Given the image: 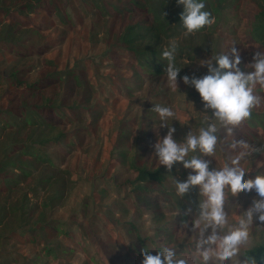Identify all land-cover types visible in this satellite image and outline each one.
<instances>
[{"label": "rangeland", "instance_id": "374dc122", "mask_svg": "<svg viewBox=\"0 0 264 264\" xmlns=\"http://www.w3.org/2000/svg\"><path fill=\"white\" fill-rule=\"evenodd\" d=\"M2 1L0 32H3L1 27L5 24H12L14 28L20 25L24 30L30 28L36 33L17 31V37L22 39L17 45L22 48L45 46V53H34L28 64L23 65L19 56L7 51L6 44L1 42L5 34H0V156L6 153L8 156L13 143L22 138L14 134L20 124L17 117L7 111L14 104L15 91L6 82L1 83L2 73L8 76L13 68L32 66L33 72L28 75L32 81L45 57L54 62V69H72L81 73L92 88L72 92V87L67 86L60 97L58 105L73 94L75 106L80 108L81 114L62 110L65 120L72 123L67 130L63 154L46 151L54 159L56 168L40 165L30 171V178L7 170L12 179L1 182L4 188L0 191V264H34L37 258L43 262L48 259L43 255L47 250L61 256L62 264H142L141 248L156 255L166 246L176 253L177 258H185L189 264H202V258L196 251L198 231H192L203 199L199 186L191 188L183 197L177 195V191L170 195L169 199L177 200L178 204L190 210L188 214L176 209L172 202L161 201L156 206L125 188L127 181H134L131 170L134 165H145L149 169L160 165L154 156L153 145L167 134V128H159L160 117L151 111L155 104L169 106L176 113L168 124L176 128L174 138L179 142H183L189 132L198 135L207 123L215 122L208 119L210 111L207 115L203 113L198 91L185 85L182 79L186 71L197 77L207 75L208 68L201 66L200 61L212 57L197 54L192 60L189 55L182 54L177 64L185 73L178 77V88L172 89L167 76L155 78L147 75L128 53L113 48L114 40H111L109 31L115 24L119 25L117 21L110 18L108 23L101 22L95 26L93 12L80 9L74 0H57L62 2L72 20L64 26L57 17L47 15L41 8L35 9L34 13H18L17 5L25 0L5 5ZM252 6L249 1L240 0V9L234 18L238 25L234 31L236 35L248 21L246 16ZM1 7L5 8L4 11ZM92 26L96 27L94 33L90 31ZM230 30L231 27L223 25L214 28L210 41L199 43L198 48L217 55V52L227 51L234 44L235 47L243 46L240 67L243 71L253 70L249 67L252 61L244 53L247 46L241 37H231ZM171 36L169 33L164 37V47L171 43L181 45L186 34L179 32L175 37ZM259 88L257 86L255 91ZM216 123L219 136L221 125L219 121ZM8 125H13V129H4ZM75 129H80V134L74 135ZM38 134L35 133L32 139L35 140ZM259 134L264 135L262 128ZM219 147L218 141L215 154L205 157L211 161L210 170L221 168L229 161ZM192 155L194 153H190L189 158ZM261 161H264V153L241 163L245 170L250 169L245 180L264 174V166L258 167ZM173 170L179 173L173 177L175 182L186 181L192 173L180 163L174 165ZM259 198L255 189L238 196L228 192L225 210L229 214V224L221 234L243 218L253 200ZM19 209L22 213L26 209V213L15 212ZM46 222L60 224V235L54 236L56 234H52L54 232L49 230ZM129 226L137 229L143 246L136 241V232L129 231ZM35 232L39 234L37 238ZM250 232L251 240L242 247L241 260L245 259V250L264 244V226H260L255 217ZM210 233L211 229L206 235ZM237 259L225 264H236ZM209 264H214V260Z\"/></svg>", "mask_w": 264, "mask_h": 264}, {"label": "trees", "instance_id": "16d2710c", "mask_svg": "<svg viewBox=\"0 0 264 264\" xmlns=\"http://www.w3.org/2000/svg\"><path fill=\"white\" fill-rule=\"evenodd\" d=\"M74 1L79 5L80 9L86 8L94 13L95 26H98L101 22L108 23L110 18L117 21L119 25L116 26L115 24L109 31L111 40H114L113 48L117 47L128 53L142 71L151 77H166L164 70L167 66V60L162 57V52L166 47L162 45V41L169 33L172 35L171 37H175L179 32L186 34L183 43L178 46L177 67V62L182 54L189 55L192 60L195 59L197 54L215 56L205 48L198 47L199 43L203 44L204 42L206 44L210 41L209 36L212 31L220 25L226 28L231 27V37L242 38L248 48L244 53L247 54L246 56L251 61H253L256 51H264V0H244L251 2L253 6L246 16L248 21H246L244 27L241 26L242 28H240V32L237 35L234 31L238 25L235 24L234 18H236L240 9V0H203L206 5L204 10L212 13L215 17V23L191 34L187 33V30L182 25L180 14L183 11V6H178L177 0ZM11 2L15 3L16 0H4L2 4L5 5ZM17 7H19L17 8L18 13L21 14L34 13L35 9L41 8L47 15L57 17L64 26L72 22L68 16L67 9H65L61 1L58 3L57 0H25L19 3ZM1 9L4 11L5 8L1 7ZM232 11L234 14H232ZM164 12L166 16H164ZM1 28L3 32H0V34H5L1 42L6 44L5 47L10 54L19 56L23 65L28 64L29 57H32L34 53L41 55L45 53L43 48L45 46L22 48L23 46L17 45L22 40L17 37V31H26L28 33L32 31L35 34L34 30H30V28L29 30H24L20 25H16L14 28L12 24H5ZM95 28L92 26L90 31L94 33ZM242 47L237 46L236 48L240 52ZM21 49L27 53H23ZM230 49L219 51L217 54L221 52L230 54ZM214 65L218 66L215 62ZM27 67L13 68L8 76L1 74V83L4 84L6 82L7 85L13 86L15 91L14 104L7 111L10 115L17 117L20 124L14 134L22 136V138L13 143L8 150V156L7 153L5 156H2L3 154L0 156V191L4 188L1 182L6 179H12V175L7 173L8 169L14 173L16 171L23 173L24 177L30 178V171L40 165L56 168L54 159L46 151L51 150L63 154L64 141L68 134L67 130L72 123H68L65 120L62 110L68 109L81 114L80 108L75 106L76 99L73 98V94L70 95L68 100L64 99L63 104L58 105L61 101L60 97L65 93L67 86L72 87V92L86 89L87 87L89 89L92 88L91 83L87 78H82L81 73L72 69L65 71L54 69V62L45 57L41 62L37 77L32 81L29 80L28 75L33 72V68L32 66L30 68ZM182 73H185L184 70H181L179 78L183 76ZM192 74V72L186 71V75L191 76ZM83 81L86 82L84 83ZM255 92L264 97V89L259 88ZM8 127L13 129V125L5 126L4 129H8ZM261 128L264 131V99L261 100V104L258 107L253 109L252 117L240 126L235 127L231 134H228L227 129L223 127L219 130V148H221L222 154L225 153L227 155L226 161L239 154L240 151L252 153L242 160L241 163L250 157L263 154L254 151V148L264 147L261 145L264 143V135L259 134ZM73 132L74 135L76 133L80 134L81 130L75 129ZM35 133L39 134L34 140L32 137ZM23 135L25 136L24 138ZM240 140L246 141L249 147L246 149H241L240 147L233 149L232 144ZM153 162L156 163L154 160ZM131 170H133L134 181H127L126 185L128 186L126 188L125 185H122L126 190H130L131 194L138 196L142 200L151 201L156 206L161 201L172 202L175 204L176 209H179L182 213H189V210L178 204L177 200L169 199L172 196V191H176V187H173L175 183L173 177L179 174L177 170L169 173L166 166L158 164L152 169L147 168L145 165H134ZM25 210L23 213H26ZM15 212L23 214L20 209ZM46 224L50 230L60 235L62 231L60 224L52 222H46ZM133 230L136 232L134 233L136 241L143 246V239L137 233V229L133 228V226L129 228V231ZM15 233L19 232H13V234ZM34 236L37 238L39 236L38 232H35ZM142 250L141 248L139 253L141 257H143ZM44 254L52 262L57 261L56 263H58L62 259L61 256L59 257L53 251L47 250ZM244 256H253L258 260V264H264V244H258L251 249L245 250ZM43 262L46 264L45 261ZM34 264H41L40 259L37 258Z\"/></svg>", "mask_w": 264, "mask_h": 264}, {"label": "clouds", "instance_id": "9594fccd", "mask_svg": "<svg viewBox=\"0 0 264 264\" xmlns=\"http://www.w3.org/2000/svg\"><path fill=\"white\" fill-rule=\"evenodd\" d=\"M177 4L183 6L180 15L187 33H195L215 23L212 13L204 10L206 5L203 0H177ZM177 53L178 46L175 43H171L162 52V57L167 60L164 72L172 89L178 88V76L182 70L176 65ZM213 61L218 66H213ZM241 63V54L234 44L230 54L221 52L211 59L200 61L201 66L208 68L207 75L182 77L185 85L194 87L200 94L203 113L207 115L210 111L211 117L208 119L215 121L207 123V127L201 128L198 135L189 132L183 142L177 141L174 138L176 128L168 124L169 119L176 116L173 109L160 104H155L151 109L160 117L159 128H167V134L158 138L153 145L154 156L158 158L159 164L166 166L169 173L177 163L192 170L186 181L175 182L177 195L183 197L191 188L199 186L203 197L199 204L200 214L192 224V231H198L196 251L202 258V264H209L210 260H214V264H225L227 261H233V258H239L236 264H258V260L253 256H244L243 260L240 256L242 247L248 245L251 240L250 226L254 217L260 226H264V174L245 180V174L250 172V169L245 170L241 161L250 156L251 152L240 151L223 167L211 170V161L205 159L216 152L219 141L216 121L231 134L235 127L252 117L253 109L264 99L255 92L257 86L264 89V51L258 50L254 54L249 65L253 70L243 71ZM237 147L246 149L249 145L240 140L232 144L233 149ZM254 151L264 153V147L254 148ZM190 153L194 155L189 158ZM261 166H264V161L258 164V167ZM253 189L260 198L254 199L244 217L225 234H221L229 224V214L225 210L228 192L232 196H238ZM209 229L211 233L206 235ZM142 255V264H189L187 259L177 258L176 253L167 246L156 255H152L151 251L145 248Z\"/></svg>", "mask_w": 264, "mask_h": 264}, {"label": "crops", "instance_id": "0c3cea01", "mask_svg": "<svg viewBox=\"0 0 264 264\" xmlns=\"http://www.w3.org/2000/svg\"><path fill=\"white\" fill-rule=\"evenodd\" d=\"M49 230H50V229H49ZM50 231L53 232L52 230H50ZM52 234L54 235V234H56V233H52ZM58 235H59V234H56V235H54V236H58ZM47 253H48V252H47ZM43 255L45 256L46 254H43ZM61 258H62V257H61ZM61 260H62V259H61ZM44 261H45L46 264H54V263H55V264H62V263H61L62 261H60V262H58V263H56V262H54V261L52 262V261H50L49 259H45ZM40 263H41V264H44V262H40Z\"/></svg>", "mask_w": 264, "mask_h": 264}]
</instances>
